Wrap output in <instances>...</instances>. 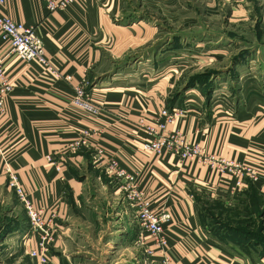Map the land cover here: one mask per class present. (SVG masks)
Masks as SVG:
<instances>
[{
    "label": "crops",
    "instance_id": "crops-1",
    "mask_svg": "<svg viewBox=\"0 0 264 264\" xmlns=\"http://www.w3.org/2000/svg\"><path fill=\"white\" fill-rule=\"evenodd\" d=\"M0 11L34 26L45 51V62L7 56L3 67L12 88L0 112V178L7 164L33 204L54 217L55 237L44 264H161L163 257L165 264H264L261 243L226 232L218 237L199 215L206 194L227 212L245 202L242 208L264 216V98L258 94L263 51L242 53L250 63L236 67L240 90L255 93L248 100L235 105L213 96L206 101L189 90L186 114L163 131H177L208 154L257 167L256 177H244L243 190L218 183L214 167L197 158L158 155L143 146L156 137L146 126H154L159 112L170 107L174 84L169 76L189 73L196 64L183 66L181 58L239 59V48L228 49L234 43L260 49L264 0H76L53 11L43 0H5ZM246 29L252 31L249 40ZM149 41L161 44L131 52ZM149 48L151 53L141 52ZM5 50L0 37V51ZM106 59L130 60L119 66L121 72L85 90L89 108L75 102V86L86 84ZM101 91L103 96L97 95ZM81 135L88 144L69 148ZM97 148L105 153L101 162L94 155ZM110 159L154 211L171 212L166 246L149 258L145 249L153 248L151 237L140 230L122 181L104 173ZM251 187L257 202L246 197ZM7 215L5 223L11 212ZM14 218L0 235V264H39L29 256L37 235L21 221V213Z\"/></svg>",
    "mask_w": 264,
    "mask_h": 264
},
{
    "label": "built area",
    "instance_id": "built-area-1",
    "mask_svg": "<svg viewBox=\"0 0 264 264\" xmlns=\"http://www.w3.org/2000/svg\"><path fill=\"white\" fill-rule=\"evenodd\" d=\"M46 8L49 11L61 9L76 0H43ZM5 0H0V7ZM0 37L6 43L5 52L0 51V112L3 110L4 101L7 94L11 91L10 84L4 71V62L8 55L15 54L23 61L39 60L45 62V51L40 35L36 32L34 26L25 25L22 22L15 21L6 14L0 11ZM66 80L70 76L65 75ZM75 102L89 108L88 101L83 99L84 91L83 84L76 85L74 88ZM183 110L174 108L168 111L163 108L159 112L158 121L154 126L148 125L146 129L149 133L155 134L156 137L143 143L144 148L152 150L155 154L163 152H173L182 159L197 158L203 163L214 167L218 172V183L229 184L230 191H239L244 188V177H256L259 174L257 167L247 162H241L233 159H225L216 157L213 154L206 153L203 148L197 143L185 142L181 135L174 131L167 135L163 134L165 126L173 119L180 117ZM160 118L163 120L160 121ZM88 140L86 135H81L68 143L69 148L76 150L79 147L87 145ZM96 160L101 162L104 156V151L97 148L95 151ZM5 170L8 175V187L12 188L18 196L21 205L24 207L30 230L37 237L35 248L29 250V256L35 259L39 264H44L48 261L50 245L55 237V222L53 215L46 216L41 207L35 206L30 199L28 193L21 185L15 171L11 170L5 164ZM104 173L108 176L112 175L119 178L121 189L125 192V197L129 200L131 207L135 213L137 224L143 232L151 237L153 248L148 246L145 252L151 256L155 250H163L166 246V238L164 236L165 226L171 221L172 215L169 210L163 209L159 212L154 211L148 200L143 199L134 187L133 181L123 169L115 165V161L110 159L105 163ZM166 257H163L162 262L165 264Z\"/></svg>",
    "mask_w": 264,
    "mask_h": 264
},
{
    "label": "rangeland",
    "instance_id": "rangeland-1",
    "mask_svg": "<svg viewBox=\"0 0 264 264\" xmlns=\"http://www.w3.org/2000/svg\"><path fill=\"white\" fill-rule=\"evenodd\" d=\"M119 22L124 23V21H119ZM229 33H232V31L229 30ZM244 36L248 40L251 39L252 38L251 29H246ZM260 42H261L260 49H258L259 44H251V43L230 44L231 48L228 49H230L231 51H236V49L239 48V53H240L239 59L235 57L232 60L225 59L220 61V60H214L212 59V57H207V61H206V59L192 60L191 58H187V57L181 58L183 59V61H185L183 66L192 64V61L196 62V64L195 63L192 64L193 66H191L189 73H185L183 75L181 74L177 75V71H176V75L175 74L173 75L176 77L169 76V79L173 81L174 86H173V91L169 93V97H168V105L170 107L169 108L165 107V108L171 112L174 108L183 110V113L182 115H180V117L184 116L187 110H185L186 107L184 106L183 101L185 99L186 92L189 90H194L196 93L198 92L199 95L200 96L202 95V97H204L206 101H209L213 96H215L216 99L219 97H220L219 99L224 97L226 100H228L229 102H233L235 105L244 103V101L249 99L250 94H255V93H251L252 91L242 92L240 90L241 86L238 79L239 76L238 74L240 72H238L236 67L238 69H243L248 67L250 61H245V58L241 59L242 56L247 52L253 53L256 52L257 50H260L263 51L262 57H264V41H262V38ZM151 43L154 44V45L152 44L153 45L152 49H154L155 46L158 48L159 46L158 44H161V42L157 43L156 41H153L150 43H146L131 52L138 51L139 49H143L146 47V45H149ZM210 45L212 51L218 50L216 49L214 44H210ZM152 49L149 48L146 50H141V52L146 54L151 53ZM128 60L130 59L122 60V62H119L118 60L113 61L111 59H106L102 61L100 67L94 70L93 72H91V75L89 74L88 81H86V84L82 83L83 91H84L83 99L85 100L87 97L85 90L87 91L88 89L90 91L91 87L93 86L92 82L100 83L110 78L111 75L114 76L113 75L114 72L115 74L117 72H121L120 71L121 69L119 70V66L125 65L126 62H129ZM133 62L134 61H132V63ZM224 66L227 67L229 66L228 67L229 69L220 71L219 67L224 68ZM183 71L185 70H182L181 72ZM132 77L130 79H132ZM127 79H129V77ZM261 85H262L261 92H258V94L261 98H264V75L262 77ZM102 92L103 91L98 92L97 95L103 96ZM174 104H178L179 106H172ZM2 172L3 174L2 177L0 178V235L2 231L5 229V227H7L8 225L9 226L12 225V222H14L15 220L14 215L17 212L21 213L22 215L21 221L24 224L27 225L28 223L29 225L26 211L24 207L21 205L17 194L12 188L8 187V175H7V171L5 170V167ZM3 175H5L6 178H4ZM247 195L248 196L251 195L254 201L258 200L257 193H256L257 196L256 199L254 194L251 192V190H247L246 197ZM241 198L245 199V196H242ZM245 204L246 203L244 202L241 203V205H238L237 207H233V208L231 207L230 208L231 212H227V210L222 209L223 207H221L219 203L216 202L214 203V201H212V199L208 195L203 194L201 202L199 204L200 222L204 227L206 226L208 230L215 231V233L218 234L217 235L218 237H219V233L226 232L234 235L237 234L238 237L236 239L238 240L241 237H245V235L256 239H258L259 236V239H261L262 237H264V216H260L259 212L257 211L251 214L250 210H246L242 208V205L245 206ZM7 212L8 213L11 212V216H10L11 219L8 218L7 223H5L4 222L5 218L9 217L7 215L8 214ZM147 258H149L148 255ZM161 264L164 263L161 261Z\"/></svg>",
    "mask_w": 264,
    "mask_h": 264
},
{
    "label": "trees",
    "instance_id": "trees-1",
    "mask_svg": "<svg viewBox=\"0 0 264 264\" xmlns=\"http://www.w3.org/2000/svg\"><path fill=\"white\" fill-rule=\"evenodd\" d=\"M249 190H251V192L254 194V196H255V198L257 199V196H256V190L254 189V188H250ZM250 197H252L251 195H250ZM254 201V200H253ZM258 201V200H257ZM256 200L254 201V202H257ZM241 238H245V239H253V241L254 242H259V243H261L263 246H264V237H262L261 239H259V236H258V239H256V238H252V237H248V236H246L245 235V237H241ZM262 253H264V250H263V252Z\"/></svg>",
    "mask_w": 264,
    "mask_h": 264
}]
</instances>
